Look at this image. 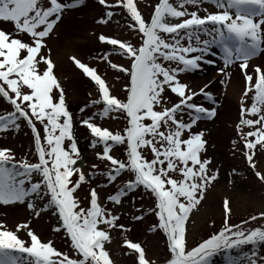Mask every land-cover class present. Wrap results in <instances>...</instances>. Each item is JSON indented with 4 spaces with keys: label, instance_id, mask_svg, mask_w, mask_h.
I'll list each match as a JSON object with an SVG mask.
<instances>
[{
    "label": "snow or ice",
    "instance_id": "1",
    "mask_svg": "<svg viewBox=\"0 0 264 264\" xmlns=\"http://www.w3.org/2000/svg\"><path fill=\"white\" fill-rule=\"evenodd\" d=\"M83 3L84 0H0V22L13 25V32L0 29V97L13 109L0 114V132L18 131L23 120L31 129L37 154L34 163L16 161L11 149L0 148V204L27 200V208L36 216L41 210L54 211L58 224L53 230L63 229L73 255L80 257L72 258L57 250L51 241H42L24 223L17 225L16 230H0V264H113L104 245L110 241L109 230L124 225L117 224L119 215L100 202L96 188L90 190L89 206H80L75 193L88 175L77 165L80 150L73 132V115L55 75L56 65L50 55L42 52H50L47 38L64 10ZM98 3L112 7L108 0ZM207 3L218 11L208 13L202 7ZM115 6L126 10L134 22L132 26L142 34L138 46L103 34L98 37L100 42L118 46L113 51L131 61L130 67L111 63L113 69L130 78L126 100L110 94L106 81L94 67L76 56L69 57L99 88L100 98L92 101L93 105H103L98 115L106 118L115 111L126 114L123 134L101 127L92 118L80 121L93 137L90 147L102 145L96 156L110 162L100 175L109 184L124 173L134 177L115 194L108 195L107 201L118 205L129 192L140 188L154 195L158 227L168 242L169 258L164 264H212L221 252L226 264H264V257H258L259 246L264 244V227H243L247 221L229 225L228 199L223 202L224 227L186 250L185 222L219 175L218 170H210V158H202L207 143L203 130L192 131L201 119L213 118L216 108L198 104L194 98L203 95L212 104L217 101L206 90L208 84L193 91L179 78L181 74L202 70L204 64L214 65L216 61L209 58L216 55L213 48L221 54L218 73L227 76L231 66L239 62L246 84L243 95L254 90L250 106L242 102L240 110L257 118H242L237 127L259 125L240 135L246 159L255 168V150L259 147L264 151V67L254 65L253 72L247 69L250 60L264 53V0H158L150 22L143 18L134 0H115ZM186 6L196 10L189 11ZM200 11L206 14L200 15ZM106 15L111 18L113 12L107 11ZM19 34H27L30 42L15 38ZM166 90L178 97L171 106H167ZM114 146H122L124 158L111 154ZM145 148L150 150L151 158L143 154ZM177 172L179 179L173 177ZM74 174L75 180L71 179ZM255 175L264 181V173L257 171ZM34 197L42 203L38 204ZM259 215L264 217V212ZM132 219L140 220L142 216ZM21 228L28 229L27 244L17 234ZM124 244L134 250L136 264H152L140 243L125 240ZM244 246L251 248L246 251ZM235 250H239L238 256L232 254Z\"/></svg>",
    "mask_w": 264,
    "mask_h": 264
},
{
    "label": "rangeland",
    "instance_id": "2",
    "mask_svg": "<svg viewBox=\"0 0 264 264\" xmlns=\"http://www.w3.org/2000/svg\"><path fill=\"white\" fill-rule=\"evenodd\" d=\"M65 2L69 3L71 0H65ZM170 2H174V0H170ZM108 3L112 7L102 6L98 3V0H84L82 6L65 9L59 22V30L53 32L47 38V49H50V52L46 49H42V52L50 55L56 65L54 72L65 90L67 108L73 115V132L80 154L81 152L87 154L80 167L88 175V180L82 183L75 193L80 201V206L88 207L90 190L96 188L100 202L108 209H111L114 214L119 215L117 224L124 225V228L114 227L109 230L111 238L110 241L105 243L104 247L108 251L110 259L113 264H136L137 255L134 250L127 248L124 244L125 240H129L141 244L145 249L146 258L152 264H164L169 258L168 242L165 233L158 227V216L156 215L158 208H156L157 201L154 195L140 188L134 192H129L118 205L108 202L106 199L108 195L115 194L118 189L124 187L126 181L134 177L131 173H124L116 182L109 184L106 177L100 175V173L105 172L110 167V162L102 161L96 156L97 152L102 151V145L98 144L95 148L90 147V141L93 137L90 134V130L80 123L82 119L92 118V121L98 123L101 127H106L113 132L119 131L122 134L127 127L126 114L121 111L112 112L106 118L98 115V113L102 112V103L99 105L92 104V101L100 98L98 86L90 78L86 77L82 70L78 69L72 60L69 59L70 56L78 54L80 48L76 46H71V48L70 45H67V40L70 37H78L85 40L84 44L81 45L86 50L85 55L87 58L84 59L85 57H82L80 60L96 69L97 73L106 81L110 94L121 100H126V86L129 84L130 78L127 74L113 69L111 63L130 67L131 61L129 58L113 51L118 46L115 47L103 42L98 44L96 43V38L98 35L103 34L106 37L119 39L138 46L142 43V34L132 26L134 22L127 15L125 9L116 7L115 0H108ZM134 3L143 18L150 22V16L153 14L158 0H134ZM186 7L189 11L196 10L192 6ZM202 7L206 8L208 13L218 11L210 3L204 4ZM89 11L96 13L98 18L95 17L92 20L85 18V13ZM107 11L113 12L111 18L107 17ZM199 14L205 15L206 13L200 11ZM101 19L106 22H100ZM173 22H178V20ZM0 29L6 32H13V25L10 22H0ZM15 38L30 42L27 34H19ZM87 42L90 43L87 44ZM183 43H186V41ZM71 49L75 50L74 55L68 52ZM212 51L216 55L209 58L216 61L214 65L204 64L202 70L184 73L179 77L181 82L188 84L193 91H198L199 88L208 84L209 87L206 90L211 91L217 101L216 104H212L203 95H198L194 98V101L198 104L216 108V114L213 118L201 119L193 127L192 131L199 132L203 130V138L207 143L205 146L206 151L201 154L202 158H210V170H218L219 175L217 180L206 189L204 198L190 212L189 218L185 222L186 250L197 246L204 239L209 238L224 227L226 213L223 202L225 199H228L231 206V212L227 214V216L229 215V225H241L242 221H247V224L243 225V227H264V217L259 215L264 212V181H261L255 175L257 171L264 173V151L259 150V147L255 150V168L251 167L246 159V150L240 138L241 134L250 130L254 131L259 125L252 128L245 125L237 127L242 118H257L242 114L240 110L242 102L245 106H250L254 90L248 92L246 96L242 94L240 101H237L235 97L226 98L222 92L225 91L230 81V74L225 76L220 73L215 79H212V75L217 73V68L222 64L219 58L221 55L219 49L213 48ZM57 53L62 58L59 66L54 59ZM23 54L25 53L22 52ZM102 57H106V59ZM250 62L264 67V53L250 60ZM247 71L253 72V66L249 67ZM60 74L63 75V80L59 79L61 77L59 76ZM236 75L237 78H241V82L243 80V85H241L244 91L246 84L243 73L240 74L237 70ZM74 90L76 93L71 98L70 95H72ZM218 90L221 92L218 93ZM164 95L168 98L167 106H171L172 103L178 100V97L168 90L165 91ZM53 96L54 98L56 97L55 90ZM226 107L227 110L224 111L223 108ZM12 110V106L0 97V114H6ZM157 110H159L158 106ZM37 127H40L38 123ZM186 136L187 133H185ZM0 148L11 149L15 154L16 161L24 159L29 163L37 161L33 134L23 120L20 121L18 131L0 132ZM111 154L118 158H124L122 146H114ZM143 154L151 158L149 149L145 148ZM92 165L97 167L94 169ZM173 177L181 178L178 172L174 173ZM71 179H76L75 174ZM33 199H36L38 204L42 203L38 198L34 197ZM27 203L28 201L26 200L23 203L0 204V230H16L17 225L27 223L28 228L33 230L42 241H51L57 250L68 253L72 258H80L77 255H73V249L70 246L67 233L63 229L60 231L53 230L58 224L56 213L51 210H41L39 216H36L34 212L27 208ZM253 215L257 217L256 220L250 219ZM133 216H142V219L134 220L132 219ZM27 230L26 228H21L17 233L21 239L25 240L26 244L30 242ZM250 248L251 246H248L244 249L247 251ZM232 254L238 256L239 251L235 250ZM258 257H264V244L259 246ZM212 261L217 264H226L224 253L217 254Z\"/></svg>",
    "mask_w": 264,
    "mask_h": 264
},
{
    "label": "bare ground",
    "instance_id": "3",
    "mask_svg": "<svg viewBox=\"0 0 264 264\" xmlns=\"http://www.w3.org/2000/svg\"><path fill=\"white\" fill-rule=\"evenodd\" d=\"M85 18H87L88 20H92L93 18H95V17H97L98 18V16H96V13H94L93 11H89V12H87V13H85V16H84ZM90 26H91V24H90ZM59 28H60V23H58L56 26H55V29H54V32H56L57 30H59ZM98 37H99V35L97 36V42L96 43H98V44H100L101 42L99 41V39H98ZM91 40V39H90ZM90 40H88V41H90ZM84 42H85V40H83V39H81V38H78V37H70L68 40H67V45L69 46L70 45V47L72 46V47H78V48H80V50H79V53L78 54H75L74 55V52H75V50L74 49H71L70 51H68L70 54H73L74 56H76L77 58H84V59H86L87 58V56L85 55V53H86V50H84L83 48H82V45L81 44H84ZM90 42H87V44H89ZM79 45H81V46H79ZM89 46H92V45H89ZM71 47V48H72ZM54 59H55V61H56V63H57V65L59 66L60 65V62H61V60H62V58H61V56L60 55H58V53L54 56ZM91 64H92V62H90ZM222 66V64L220 65V67ZM251 66H254V64H253V62H250V66L249 67H251ZM237 70L240 72V74H242V71H241V69L238 67V64H234V65H232L231 66V68H230V71L228 72V74H230V81L228 82V84H227V86H226V89H225V91L224 92H222L223 93V95L225 94V97L226 98H232V97H235V99L237 100V101H240V99H241V97H242V94H243V80H242V82H241V78H237V75H236V72H237ZM220 73H215L214 75H212V79H215L218 75H219ZM74 75V74H73ZM59 76H61L59 79H61V80H63V75L62 74H60ZM75 76V75H74ZM71 77H72V75H71ZM242 84V85H241ZM218 93H220L221 91H217ZM75 93H76V91L74 90L73 92H72V95H70V97L71 98H73L74 97V95H75ZM224 109V111H226L227 110V107L226 108H223ZM220 129V128H219ZM86 155L87 154H85V153H82L81 152V154H80V159H78L77 160V165L78 166H81L82 164H81V159H83V158H85L86 157Z\"/></svg>",
    "mask_w": 264,
    "mask_h": 264
}]
</instances>
